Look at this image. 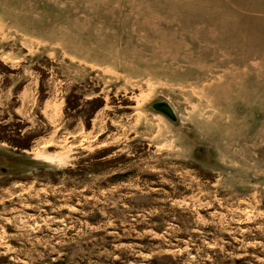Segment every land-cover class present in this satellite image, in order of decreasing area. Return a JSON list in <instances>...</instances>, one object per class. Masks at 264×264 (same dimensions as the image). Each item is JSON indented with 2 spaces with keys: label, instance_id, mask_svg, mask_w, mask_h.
I'll return each instance as SVG.
<instances>
[{
  "label": "rangeland",
  "instance_id": "1",
  "mask_svg": "<svg viewBox=\"0 0 264 264\" xmlns=\"http://www.w3.org/2000/svg\"><path fill=\"white\" fill-rule=\"evenodd\" d=\"M0 264H264V0H0Z\"/></svg>",
  "mask_w": 264,
  "mask_h": 264
},
{
  "label": "water",
  "instance_id": "2",
  "mask_svg": "<svg viewBox=\"0 0 264 264\" xmlns=\"http://www.w3.org/2000/svg\"><path fill=\"white\" fill-rule=\"evenodd\" d=\"M154 108L157 111H159L160 113H163L164 115H166L170 119L174 120V116H173L172 110L167 105L157 104V105L154 106Z\"/></svg>",
  "mask_w": 264,
  "mask_h": 264
}]
</instances>
